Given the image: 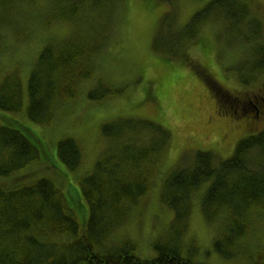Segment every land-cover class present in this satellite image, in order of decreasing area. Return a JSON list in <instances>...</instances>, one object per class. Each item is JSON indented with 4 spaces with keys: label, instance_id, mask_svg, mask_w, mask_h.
<instances>
[{
    "label": "trees",
    "instance_id": "16d2710c",
    "mask_svg": "<svg viewBox=\"0 0 264 264\" xmlns=\"http://www.w3.org/2000/svg\"><path fill=\"white\" fill-rule=\"evenodd\" d=\"M30 1L0 0V24L12 9ZM117 1L48 0L51 13L47 23L64 21L80 31L71 29L63 37L52 38L35 57L26 89L25 113L31 121L48 123L56 105L77 96L81 82L93 75L94 58ZM250 5L245 0H209L163 45L162 23L171 25V20L164 21L166 13L152 46L154 50L165 46L171 56L184 58L186 42L195 41L204 23L219 20L231 32L240 33L245 21L251 26L244 41L250 44H246L248 52L244 51L238 62V71L240 81L248 83L264 73V20L252 15ZM2 49L0 41V53ZM185 64L206 85L216 114L226 110L250 119L248 127L264 115L263 93L252 96L250 109L242 95L221 87L203 65L189 60ZM121 90L99 80L86 96L100 99ZM22 100L19 78L1 76L0 110L15 114L22 108ZM7 120V124H0V264H207L195 258L198 247L187 238L197 191L206 184L200 210L206 222H218L212 247L224 258L238 254L244 245L242 238L250 231V212L264 207V129L239 139L231 156L222 161L208 150H196L188 161L183 155L165 173L159 190L160 201L172 210L171 222L165 233L152 241L154 255L143 258L138 255L136 239H114L112 235L155 183L171 141L170 130L137 116H118L102 123L100 131L107 144L91 170L80 176V192L73 197L51 179L38 178L39 169H31L35 164L28 166L46 151V141L34 142L12 119ZM52 147L68 170L80 166L84 152L77 139L64 137ZM42 165L40 168H51L44 162ZM21 169L27 172L23 182L19 181ZM81 204L88 207L83 222L75 213ZM249 264H264V257L259 255Z\"/></svg>",
    "mask_w": 264,
    "mask_h": 264
},
{
    "label": "rangeland",
    "instance_id": "374dc122",
    "mask_svg": "<svg viewBox=\"0 0 264 264\" xmlns=\"http://www.w3.org/2000/svg\"><path fill=\"white\" fill-rule=\"evenodd\" d=\"M34 1L22 2L5 15V22L0 24L3 48L0 53V68L3 67L0 77L4 74L17 76L23 92L22 108L15 114L0 110V124H7L6 118H10L34 142L45 140L46 151L39 160L28 166L35 164L31 169H39L36 172L38 178L51 179L73 197L80 192V176L91 170L107 144L100 131L102 123L118 116H137L159 122L169 129L171 141L162 156L155 183L112 235L114 239H136L139 243L138 255L151 257L155 253L152 241L165 233L173 216L172 210L159 199L165 173L183 155L185 161L190 160L196 150H210L217 161H222L231 156L239 139L264 129V115L248 127L244 122L250 123V119L233 116L226 110L221 115L216 114L214 100L206 85L185 64L186 60L198 62L224 89L250 95L243 103L252 109L254 99L251 102L248 100L254 93L263 92L264 73L243 83L238 71L241 65L238 62L244 51L248 52L246 44L250 43L245 42L244 38L250 32L251 25L246 26V22L242 21L239 33L231 32L232 29L225 27L222 21L206 22L197 33V41L186 42L185 57H173L165 46L160 50H154L152 46V38L161 26L160 19L167 13L168 18H164V21L171 20V25H168V21L162 23L160 31L161 43L165 45L174 35H178L177 27L186 25L190 16L209 0H118L110 23L105 27L102 47L94 58L93 75L81 82L77 96L56 105L53 118L48 123L40 124L31 121L25 113L27 81L32 64L47 41L63 37L71 29H75L76 33L80 30L64 21L52 20L47 23L46 19L51 13L48 0ZM245 2L251 4L252 15L263 21L264 0ZM248 18L250 16L246 15ZM19 33L24 36H17ZM81 40L85 41L84 38ZM99 80L122 90L100 99L88 98L87 90ZM64 137L77 139L83 148L81 164L74 171L65 167L52 147ZM42 162L51 168H40ZM25 171L16 172L21 175V182L25 181ZM205 187L206 184L193 198L187 232V238H191L198 247L195 258L207 264H249L259 255L264 257L262 206L250 212V231L242 238L244 245L238 254L224 258L213 249L212 240L218 233L219 225L218 222H206L201 214L200 197ZM77 211L76 216L83 222L88 214L87 205L81 204Z\"/></svg>",
    "mask_w": 264,
    "mask_h": 264
},
{
    "label": "flooded vegetation",
    "instance_id": "af4514ba",
    "mask_svg": "<svg viewBox=\"0 0 264 264\" xmlns=\"http://www.w3.org/2000/svg\"><path fill=\"white\" fill-rule=\"evenodd\" d=\"M246 98H248V97H246ZM254 119H252V121H253ZM241 125V124H240ZM244 125L246 126V125H248V123H246V122H244Z\"/></svg>",
    "mask_w": 264,
    "mask_h": 264
}]
</instances>
